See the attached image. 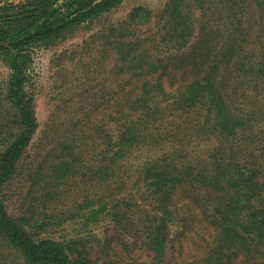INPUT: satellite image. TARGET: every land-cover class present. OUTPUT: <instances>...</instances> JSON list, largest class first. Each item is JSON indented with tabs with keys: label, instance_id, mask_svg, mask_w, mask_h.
Here are the masks:
<instances>
[{
	"label": "trees",
	"instance_id": "trees-1",
	"mask_svg": "<svg viewBox=\"0 0 264 264\" xmlns=\"http://www.w3.org/2000/svg\"><path fill=\"white\" fill-rule=\"evenodd\" d=\"M120 1L24 0L0 6V52L11 54L12 68L3 100L8 105L3 116L8 118L2 120L6 128L0 130V187L13 177L36 127L33 99L24 88L27 77L19 56L31 44L51 40ZM221 1L211 24L217 30H211L201 17L195 19L187 0L173 7L170 20L175 47L190 49L191 56L170 62L172 77L179 71L183 81L169 95L168 103L180 115L196 114L192 134L203 129L206 135L211 127L216 144L209 146L201 160L184 156L186 150L183 153L179 148L170 150V161L161 165L155 164L159 160L153 155L141 158L136 175L143 178L153 200L162 203L158 207L162 214L143 219L134 232L119 227L125 205L106 213L114 211L113 231L119 237L140 240L147 259L119 262L114 256L109 258L101 244L89 255L92 248L82 237L36 236L27 218L18 221L7 212L0 192V264H264V23L246 27L238 0ZM259 13L264 18V7ZM196 20L202 29L194 39ZM167 37L164 32V39ZM117 47L122 48L120 60L127 80L135 76L140 82L127 90L123 102L125 115L131 109L128 115L135 119L117 125L120 138L131 146L138 144L135 131L144 127L140 120L151 115L139 109L148 106L152 89H162L160 78L166 69L160 63L157 69L154 63L148 66L146 45L138 37ZM117 121L113 119L112 125ZM173 131L170 139H181ZM66 147L57 153L59 179L66 175ZM105 209L107 204L100 211ZM178 222L179 228L171 234ZM185 242L191 244V253L175 260L172 255L181 253Z\"/></svg>",
	"mask_w": 264,
	"mask_h": 264
},
{
	"label": "rangeland",
	"instance_id": "rangeland-1",
	"mask_svg": "<svg viewBox=\"0 0 264 264\" xmlns=\"http://www.w3.org/2000/svg\"><path fill=\"white\" fill-rule=\"evenodd\" d=\"M22 1L0 0V6ZM180 1L121 0L51 40L31 44L19 56L27 77L24 88L33 99L36 127L22 150L13 177L1 185L0 192L7 212L17 216L18 221L27 218L36 236L58 240L82 237L92 248L89 255L95 254L93 249L101 244L108 257L114 256L119 262L147 259L140 240L129 236L127 240L113 231L114 211L107 215V210L125 205L123 225L119 227H130L134 232L143 219L162 214L158 209L162 203L153 200L149 190H145L143 178L136 175L138 164L143 162L141 158L153 155L159 160L155 164L161 165L170 161V150L179 148L183 153L186 150L184 156L201 160L209 146L216 144L211 127L206 135L203 129L198 135L192 134L196 114L180 115L168 103L169 95L183 81L179 71L172 77L170 62L191 56L190 49L182 51L185 47H175L170 35L173 7L179 6ZM187 2L195 19L201 17L210 26L222 4L221 0ZM238 3L246 27L257 28L264 23L259 13L264 0ZM137 8L140 11L134 13ZM199 24L200 21H194V39L202 29ZM217 28L211 26V30ZM135 37L146 45L148 66L154 63L157 69L160 63L166 72L160 78L162 89H152L148 106L139 109L152 116L140 120L144 127L134 133L138 144L129 146L120 138L117 125L135 119L128 115L131 109L125 115L127 108L123 102L127 90L140 82L135 76L127 80L120 60L122 48L117 46ZM10 59V53L0 52V123L8 118L3 116L8 106L3 100L12 72ZM113 119H118L114 126ZM4 123L0 130L6 128ZM175 129L181 139H170ZM65 145L66 175L59 179L57 153ZM104 204L107 209L100 211ZM178 228L179 222L172 226L171 234ZM190 253L191 244L185 242L181 253L172 256L178 260Z\"/></svg>",
	"mask_w": 264,
	"mask_h": 264
}]
</instances>
